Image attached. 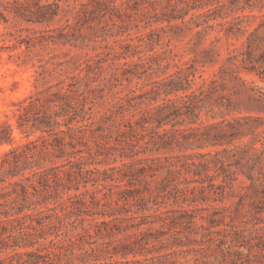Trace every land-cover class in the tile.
<instances>
[{
  "label": "rangeland",
  "instance_id": "obj_1",
  "mask_svg": "<svg viewBox=\"0 0 264 264\" xmlns=\"http://www.w3.org/2000/svg\"><path fill=\"white\" fill-rule=\"evenodd\" d=\"M54 2L58 16L43 24L14 22L0 6L9 19L0 20V122L12 125L0 156L42 136L16 128V103L36 91L65 94L63 159L45 164L63 163V204L48 205L15 264H264V0L40 4ZM33 32L47 42L26 51L19 42ZM61 35L63 46L48 41ZM81 93L93 115L116 106L130 119L138 155L124 162L133 167L110 171L130 152L113 148L116 130L101 122L95 133L112 148L84 154L79 173L84 148L65 124L79 119L69 107ZM138 158L153 159L147 185L121 178ZM139 205L160 218L139 225L130 218Z\"/></svg>",
  "mask_w": 264,
  "mask_h": 264
},
{
  "label": "trees",
  "instance_id": "obj_2",
  "mask_svg": "<svg viewBox=\"0 0 264 264\" xmlns=\"http://www.w3.org/2000/svg\"><path fill=\"white\" fill-rule=\"evenodd\" d=\"M40 2L41 0H0V6L3 11L12 17L14 22L24 21L29 24H43L58 16L59 6L56 2L44 5H41ZM0 20L5 24L9 22V19L1 11ZM37 35L36 32L26 35V38H22L19 44L24 43L25 49L28 51L35 41L38 43H41V40L47 42V38H44L43 33L40 36ZM18 37L21 38V35ZM61 37L63 35L58 39L49 37L48 41L63 46ZM87 68L90 69V66L87 65ZM58 75L59 77L62 76L61 73H58ZM75 78L70 77L69 79ZM80 79L78 77V80ZM63 83L64 80H60L59 84L62 85ZM70 87L71 84H68V88ZM66 90V93H68L69 89ZM59 91H62V93L56 92L51 95L44 91L33 92L16 103L14 105L15 109L11 111V118H14L17 129L40 132L42 136L14 147L0 156V264H15V257L22 255L19 250L29 249L33 246L32 239L35 237L36 229L41 227L42 224L41 215L51 210L48 205L51 202H53V206L63 204V198L58 191L62 181L60 174H63V163H60V165H45L46 162H51L49 161L50 157L63 159L64 131L61 127H63V95L65 94H63V87ZM80 96L82 97L81 102L76 107H69L68 105L73 110V115L79 119L73 126H71L70 120L65 124L67 131L75 133L73 138L84 148L78 150V155H76V165L80 169L79 173L81 174L83 170L81 165L86 158L84 154L91 157L94 149L99 152L112 148L104 136L95 133L101 130L99 126L101 122H109L110 126L112 125V128L116 130L117 142L113 148L130 152L129 154L120 153L118 161L121 163V169L120 167H114L110 171L118 170V172H121L124 169L133 167V162L129 165L124 162L125 159L133 160L134 156L138 155V151L133 150L135 142L128 136L133 132L130 119L121 115L116 106L115 110L114 106H110L100 115H93V102L87 96H84V93H81ZM118 108L122 109L123 105L119 104ZM119 115L120 119H118ZM6 118L9 119L8 116ZM58 119L62 121H58ZM124 123L125 125H123ZM126 128H128V131ZM43 134H46L47 137ZM11 135L12 125L8 121L0 122V144L11 142ZM68 144L71 148H74V144L71 142ZM116 161V158L113 159V162ZM150 161H153V159L138 158L136 163L140 167L128 173L122 172L121 178H125V176H142L139 182L147 185L145 178L147 174L145 173ZM94 173H98L95 168L85 170L83 174L92 176ZM149 177H152V175H149ZM144 190H147V188H144ZM201 190H204V187H201ZM74 197L79 198L78 195ZM121 198L124 202H128V198L123 196ZM142 200L144 198H140V201ZM117 201H120V199ZM98 204L99 202L96 201V205ZM157 212L158 209L139 205L130 218L132 220L139 219V225H142L146 224L144 222L150 216L160 218ZM184 213L188 212L184 211ZM25 254L29 255V253Z\"/></svg>",
  "mask_w": 264,
  "mask_h": 264
}]
</instances>
